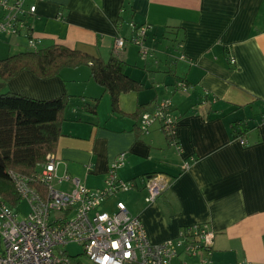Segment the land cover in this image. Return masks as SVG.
<instances>
[{
  "label": "crops",
  "instance_id": "0c3cea01",
  "mask_svg": "<svg viewBox=\"0 0 264 264\" xmlns=\"http://www.w3.org/2000/svg\"><path fill=\"white\" fill-rule=\"evenodd\" d=\"M35 4L27 23L39 48L61 44L103 60L117 56L129 64L127 75L145 86L120 95L119 114L111 111L108 94L95 82L89 84L87 67L66 68L47 79L21 71L0 80V93L42 100L72 96L54 154L61 161L57 175L67 173L86 188H102L109 165L125 152L116 176L135 179V186L113 196V208L123 202L140 218L151 242L174 238L184 226L207 223L214 230L211 264H264V0ZM130 22L148 27L150 59L138 61L130 42L114 48L115 38L129 37ZM2 37L10 48L21 45L19 38ZM158 44L164 47L158 50ZM178 80L192 87L177 90ZM95 97L102 103L93 115L82 104ZM162 98L170 99L178 115L175 140L180 151L158 126L148 132L138 129L142 112L133 117L141 105L152 102L151 109ZM237 121L246 129L243 136L232 134ZM184 162L187 169H182ZM151 175H162L166 188L147 204L142 182ZM62 185L61 190L72 189L70 181L56 186Z\"/></svg>",
  "mask_w": 264,
  "mask_h": 264
},
{
  "label": "built area",
  "instance_id": "2783aa9c",
  "mask_svg": "<svg viewBox=\"0 0 264 264\" xmlns=\"http://www.w3.org/2000/svg\"><path fill=\"white\" fill-rule=\"evenodd\" d=\"M32 1L0 0V37L24 38L28 48L37 49L40 41L31 33L27 18L35 14V2L42 0ZM128 26L129 37L115 38L114 48L130 42L146 58L148 27H136L132 22ZM191 87L182 80L175 82L177 90L187 91ZM177 121L172 102L162 98L151 109L142 111L138 129L148 132L158 126L169 145L180 151L181 146L175 140ZM239 140L246 143L244 138ZM125 154L120 152L109 165L104 186L99 189L86 188L67 173L57 175L61 161L49 154L34 175L47 186L45 198L26 177L10 173L28 210L19 218L20 211L7 206L0 198V264H73L70 256L54 252L56 246L70 242L82 246L91 264H211L214 230L207 223L184 226L174 238L154 243L148 239L140 218L130 214L123 202H115L111 213L101 209L110 197L135 186V179L123 181L116 176ZM188 167V162L182 164V169ZM61 181H70L72 189H58L57 182ZM142 183L147 204L155 202L166 188L162 175H151Z\"/></svg>",
  "mask_w": 264,
  "mask_h": 264
},
{
  "label": "trees",
  "instance_id": "16d2710c",
  "mask_svg": "<svg viewBox=\"0 0 264 264\" xmlns=\"http://www.w3.org/2000/svg\"><path fill=\"white\" fill-rule=\"evenodd\" d=\"M128 66L126 61L117 56L112 55L103 60L84 51L53 44L37 49L27 47L25 51L0 58V80L8 81L21 71H29L38 78L47 79L59 76L66 68L87 67L90 78L108 94L111 111L120 114V95L145 88L141 81L127 75ZM71 98L67 93L45 100L11 91L0 93V198L7 206L17 208L22 203L10 173L26 177L28 183L43 198L46 197V184L36 180L34 175L38 165L45 162L49 154L56 153L66 118L65 111ZM99 101L100 97H95L91 102H83L82 109L96 115ZM151 103L141 105L133 117L137 118ZM231 128L236 137L246 132L241 121L232 123ZM72 262L81 264L76 258Z\"/></svg>",
  "mask_w": 264,
  "mask_h": 264
},
{
  "label": "rangeland",
  "instance_id": "374dc122",
  "mask_svg": "<svg viewBox=\"0 0 264 264\" xmlns=\"http://www.w3.org/2000/svg\"><path fill=\"white\" fill-rule=\"evenodd\" d=\"M128 17H126V19H127ZM125 28V27H124ZM125 30V29H124ZM20 39V40H19ZM19 39H16L17 40V42L18 43H21V45L20 46H18V43L17 44H15L16 46H18V47H15V46H12L11 48L9 47L10 45L8 44V42H6L5 41V38L4 37H0V58H4V57H6V56H8V55H11V54H13L14 52V50L13 49H17V50H19V51H25V46H24V44H25V39H22V38H19ZM171 41V40H170ZM171 42H173V41H171ZM131 46V49L133 50V54H134V56L138 59V58H140L141 56H140V54H139V48L138 47H136L135 45H133V44H131L130 45ZM147 46V45H146ZM148 47V46H147ZM161 47H164V45H162V44H158V46H157V48L156 49H158V50H160V48ZM149 48V47H148ZM150 49V48H149ZM149 53H152V50H151V52H149ZM156 53V52H155ZM158 55H161V54H158ZM147 59H150L149 57H147ZM138 61H139V59H138ZM134 74L136 73V72H133ZM137 75V74H136ZM94 81H90V83L89 84H91V85H93L94 83H93ZM87 87V86H86ZM146 92V91H145ZM146 94H148V93H146ZM84 99V98H83ZM82 99V100H83ZM71 100H72V98H71ZM70 100V101H71ZM73 101H74V98H73ZM100 103V102H99ZM101 103H102V100H101ZM100 103V104H101ZM69 104H70V102H69ZM68 104V105H69ZM71 105H75L73 102H71ZM99 105V104H98ZM68 107V106H67ZM67 110H68V108H66V111L65 112H67ZM101 110V112H103L104 113V110L103 109H100ZM65 185H62V186H58L57 188L58 189H62L63 187H64ZM66 187V186H65ZM64 187V188H65ZM119 193V192H118ZM117 193V194H118ZM122 193V192H121ZM112 200H113V198L112 197H110L109 198V200L105 203V204H103V206H102V210H104V211H108V212H113V202H112ZM22 203L20 204V206L17 208V209H19V218H21L22 216H23V214L24 213H26L27 212V210H28V207H27V205H26V203L24 202V201H21ZM15 209V208H14ZM54 252L56 253V254H63V255H68V256H70V258H71V260L72 259H78L79 261H80V263L81 264H91L89 261H88V259L85 257V255L83 254V248H82V246L81 245H79V244H76V243H72V242H70V243H66V244H60V245H58V246H56V248L54 249ZM75 257V258H74Z\"/></svg>",
  "mask_w": 264,
  "mask_h": 264
}]
</instances>
